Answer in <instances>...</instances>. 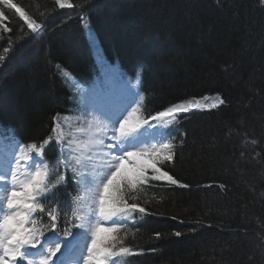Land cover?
I'll list each match as a JSON object with an SVG mask.
<instances>
[{"label": "trees", "instance_id": "1", "mask_svg": "<svg viewBox=\"0 0 264 264\" xmlns=\"http://www.w3.org/2000/svg\"><path fill=\"white\" fill-rule=\"evenodd\" d=\"M12 2L46 27L30 34L14 9L4 10L11 31L0 25V141L16 130L22 145L41 143L57 136L56 117L66 138L86 139L79 109L138 70L145 117L219 93V109L158 126L177 137L168 170L191 187L154 182L138 193L147 214L135 213L139 223L119 235L137 253L128 264H264V9L255 0H70L72 9ZM245 134L259 144H245ZM57 154L50 142L47 159Z\"/></svg>", "mask_w": 264, "mask_h": 264}, {"label": "snow or ice", "instance_id": "2", "mask_svg": "<svg viewBox=\"0 0 264 264\" xmlns=\"http://www.w3.org/2000/svg\"><path fill=\"white\" fill-rule=\"evenodd\" d=\"M216 3L222 6L223 0ZM255 3L264 9V0ZM55 4L59 9L74 8L70 0H55ZM0 6V25L8 19L4 10L14 9L30 34L39 35L46 27L12 0H0ZM3 31L11 29L4 25ZM89 33L95 44L90 28ZM3 50L9 52L8 47ZM4 60L0 55V62ZM229 69L234 70V65ZM141 72L137 71L136 84L141 82ZM125 84L130 95H139L135 85ZM76 87L79 92V85ZM113 98L111 91L102 92L96 103L79 109L85 126L78 131L86 139L66 138L56 117L52 131L58 132L57 136L49 135L41 143L17 145L19 153L0 174V183L6 186L0 197V264H65L68 252L77 254L73 264H128L126 258L137 253L124 246L119 233L129 222L134 226L139 223L135 213L147 214L138 204V193L157 187L154 182L191 187L167 168L175 161L177 137L164 135L153 144L142 138L140 130L145 126L178 127L182 116L217 110L225 99L219 93L214 98H188L145 117L139 104L131 107L135 100L117 105ZM245 137V144H259L255 138ZM53 141L58 154L48 160L46 146ZM245 154L241 151V156ZM69 172L75 193L66 201L60 189L67 186ZM181 235L175 232V236ZM260 246L264 247V240Z\"/></svg>", "mask_w": 264, "mask_h": 264}, {"label": "rangeland", "instance_id": "3", "mask_svg": "<svg viewBox=\"0 0 264 264\" xmlns=\"http://www.w3.org/2000/svg\"><path fill=\"white\" fill-rule=\"evenodd\" d=\"M71 256H72V258H69V259H67L68 257H65V262H66L65 264H73V260H76L77 259L76 257H74L73 254H71ZM81 264H82V262H81Z\"/></svg>", "mask_w": 264, "mask_h": 264}]
</instances>
